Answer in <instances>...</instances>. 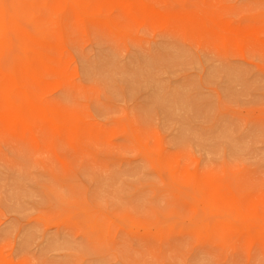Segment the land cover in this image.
<instances>
[{
	"label": "rangeland",
	"instance_id": "rangeland-1",
	"mask_svg": "<svg viewBox=\"0 0 264 264\" xmlns=\"http://www.w3.org/2000/svg\"><path fill=\"white\" fill-rule=\"evenodd\" d=\"M153 1L165 24L135 35L81 24L42 90L54 125L0 141V264H264L191 231L264 218V0Z\"/></svg>",
	"mask_w": 264,
	"mask_h": 264
},
{
	"label": "bare ground",
	"instance_id": "bare-ground-1",
	"mask_svg": "<svg viewBox=\"0 0 264 264\" xmlns=\"http://www.w3.org/2000/svg\"><path fill=\"white\" fill-rule=\"evenodd\" d=\"M10 1L11 8H14L11 19L7 16L9 5L5 0H0V141L5 143H11L27 133L49 130L54 125L52 118L56 114L55 108L44 104L42 90L54 80L61 82L65 79L67 64L64 55L72 37L79 34L81 24L90 29L110 30L121 37L165 24L162 22L165 20L163 14L155 8L153 0ZM32 8L33 13L30 12ZM58 14L62 28L55 32L48 27V23L54 22ZM18 16L31 18L34 30L18 27ZM12 29L22 38L20 47L23 56L15 57L13 67L6 69L3 60L9 55L8 37ZM240 37V33L229 34L225 41L228 44L254 46L248 38L242 40ZM254 48L259 50L258 47ZM210 196L223 197L227 201L234 199L233 194H223L218 189L210 191ZM247 207L244 205V208ZM229 213L232 214L233 210L229 209ZM263 222L264 218L261 217L257 231L238 240H227L228 233L233 232L230 230L232 222L220 229L204 225L195 226L191 231L204 243L216 241L218 247L225 250L231 247L241 252L247 249L264 250V227L260 226ZM242 229L245 232L252 230V227L248 225Z\"/></svg>",
	"mask_w": 264,
	"mask_h": 264
}]
</instances>
